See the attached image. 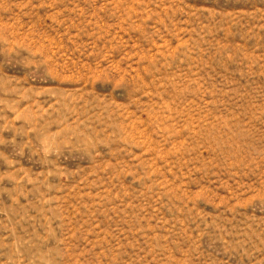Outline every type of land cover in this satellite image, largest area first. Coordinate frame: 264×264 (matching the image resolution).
Returning <instances> with one entry per match:
<instances>
[{
	"label": "rangeland",
	"instance_id": "rangeland-1",
	"mask_svg": "<svg viewBox=\"0 0 264 264\" xmlns=\"http://www.w3.org/2000/svg\"><path fill=\"white\" fill-rule=\"evenodd\" d=\"M0 264H264V0H0Z\"/></svg>",
	"mask_w": 264,
	"mask_h": 264
}]
</instances>
